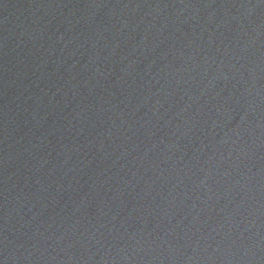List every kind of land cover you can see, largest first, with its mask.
Returning a JSON list of instances; mask_svg holds the SVG:
<instances>
[{"label":"water","instance_id":"1","mask_svg":"<svg viewBox=\"0 0 264 264\" xmlns=\"http://www.w3.org/2000/svg\"><path fill=\"white\" fill-rule=\"evenodd\" d=\"M0 264H264V0H0Z\"/></svg>","mask_w":264,"mask_h":264}]
</instances>
